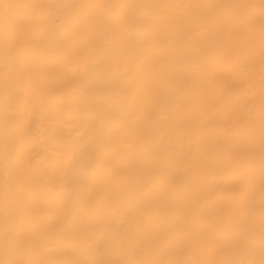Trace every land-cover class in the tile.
<instances>
[{
    "label": "snow or ice",
    "instance_id": "obj_1",
    "mask_svg": "<svg viewBox=\"0 0 264 264\" xmlns=\"http://www.w3.org/2000/svg\"><path fill=\"white\" fill-rule=\"evenodd\" d=\"M178 28L188 39L173 45ZM244 33L259 34L258 57ZM238 65L252 87L259 73L239 120L223 87ZM46 86L82 131L50 145L38 194L25 113ZM0 100V264H264V0H0ZM162 113L170 131L155 135ZM194 117L198 130L177 135ZM177 166L219 180L165 213ZM69 172L72 203L58 182ZM57 217L77 243L42 258L41 225Z\"/></svg>",
    "mask_w": 264,
    "mask_h": 264
},
{
    "label": "bare ground",
    "instance_id": "obj_2",
    "mask_svg": "<svg viewBox=\"0 0 264 264\" xmlns=\"http://www.w3.org/2000/svg\"><path fill=\"white\" fill-rule=\"evenodd\" d=\"M187 39L186 31L183 28H178L171 35L170 42L173 45H177L186 42ZM240 43L242 50L253 48L258 57L260 47L258 33L254 35L247 33L242 34ZM238 69L239 71L234 72L232 77L226 80L223 86L225 97L233 100V118L237 120L243 119L247 112V98L249 96L258 95L259 93V73L255 76V87H252L242 75V65H238ZM167 80L168 78L165 76L161 81V91L164 95H167L169 92ZM131 86V77H125L118 82L116 88H128ZM87 89V84L82 85L81 95H86ZM0 104H2V100H0ZM82 116L83 114L81 112L63 105L53 92L47 90V86L45 90L34 94L30 98L25 118L31 122L34 130V152L36 153L34 163L38 170V194L46 193L47 186L51 179L50 173L46 171V156L48 154L55 155L56 152L50 145L62 147L77 141L82 131L78 123L82 119ZM170 127L167 114L162 113L158 125L154 129V134L164 135L170 131ZM197 130L198 119L194 117L185 122V124L177 130L176 134H190ZM132 163H138L135 156L132 157ZM172 175L176 190L166 193L163 198L162 207L165 213L185 204V189L193 188L194 185L198 183L199 186L205 190H210L215 187L219 180V175L214 169H207L193 174L184 166H177ZM58 182L64 186L63 196L66 202L72 203L75 194L79 191V185L74 182L72 173L69 172L67 175L59 177ZM205 207H207V205L201 201L198 210H202ZM50 242L61 245L62 249L67 253H71L77 243L73 230L60 217L47 221L41 225L39 243L42 250V258H49L47 249ZM52 258L66 257L62 252L60 256Z\"/></svg>",
    "mask_w": 264,
    "mask_h": 264
}]
</instances>
